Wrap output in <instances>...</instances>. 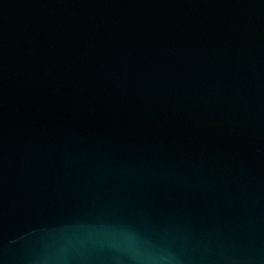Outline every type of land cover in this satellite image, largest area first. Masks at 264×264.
<instances>
[{
    "label": "water",
    "instance_id": "1",
    "mask_svg": "<svg viewBox=\"0 0 264 264\" xmlns=\"http://www.w3.org/2000/svg\"><path fill=\"white\" fill-rule=\"evenodd\" d=\"M0 264H264V0H0Z\"/></svg>",
    "mask_w": 264,
    "mask_h": 264
}]
</instances>
